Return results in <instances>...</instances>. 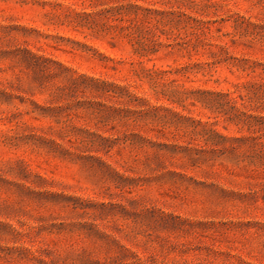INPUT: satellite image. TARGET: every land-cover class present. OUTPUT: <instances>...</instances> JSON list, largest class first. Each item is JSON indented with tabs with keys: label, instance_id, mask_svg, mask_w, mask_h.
<instances>
[{
	"label": "rangeland",
	"instance_id": "rangeland-1",
	"mask_svg": "<svg viewBox=\"0 0 264 264\" xmlns=\"http://www.w3.org/2000/svg\"><path fill=\"white\" fill-rule=\"evenodd\" d=\"M263 158L264 0H0V264H264Z\"/></svg>",
	"mask_w": 264,
	"mask_h": 264
},
{
	"label": "trees",
	"instance_id": "trees-1",
	"mask_svg": "<svg viewBox=\"0 0 264 264\" xmlns=\"http://www.w3.org/2000/svg\"><path fill=\"white\" fill-rule=\"evenodd\" d=\"M78 17L80 18H90L92 17V15H88V14H76ZM84 36H88L85 34H83ZM107 42V41H105ZM80 47L82 48H87L89 49L90 47L86 46L85 44H82V43H77ZM110 44V43H109ZM112 45V44H111ZM255 117H251V119H254ZM257 118H260V117H257ZM250 137H247V138H242L241 140H248ZM256 139V138H255ZM258 139V138H257ZM260 160V161H259ZM256 163H252L251 161V164L253 165V168L252 169H244L242 172L244 174V176H241L245 181H248V182H252L253 180H256V181H259V182H262L264 183V158L263 159H259ZM258 199H257V202H260L262 208L264 209V187L263 189L261 190V192H259L258 194ZM250 225H254L256 228H261V229H256V235L257 236H261V237H264V223H251ZM256 256L259 258L258 260L260 262L261 259L264 260V251H258L256 253ZM2 258V257H0ZM4 260H6L5 258H2ZM34 259V258H33ZM10 260V258H9ZM34 261H38L37 259H34ZM6 264H11L10 261L7 262L6 261Z\"/></svg>",
	"mask_w": 264,
	"mask_h": 264
}]
</instances>
